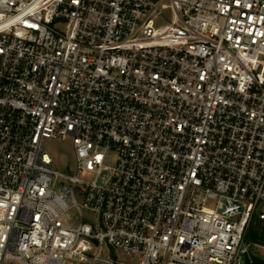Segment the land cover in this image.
Segmentation results:
<instances>
[{"label": "built area", "instance_id": "1", "mask_svg": "<svg viewBox=\"0 0 264 264\" xmlns=\"http://www.w3.org/2000/svg\"><path fill=\"white\" fill-rule=\"evenodd\" d=\"M262 34L264 0H0V264H243Z\"/></svg>", "mask_w": 264, "mask_h": 264}, {"label": "rangeland", "instance_id": "2", "mask_svg": "<svg viewBox=\"0 0 264 264\" xmlns=\"http://www.w3.org/2000/svg\"><path fill=\"white\" fill-rule=\"evenodd\" d=\"M42 147L44 151L54 159L55 168L65 174L74 175V157L70 140L63 142L54 140H44ZM80 179L89 180L91 175L88 173H80ZM85 221H89V215L85 211L82 212ZM257 221H254V224ZM249 244V242H248ZM250 251L253 255L264 259V247L250 244Z\"/></svg>", "mask_w": 264, "mask_h": 264}, {"label": "trees", "instance_id": "3", "mask_svg": "<svg viewBox=\"0 0 264 264\" xmlns=\"http://www.w3.org/2000/svg\"><path fill=\"white\" fill-rule=\"evenodd\" d=\"M245 241L249 242V245L264 247V225L260 222L253 223L248 229Z\"/></svg>", "mask_w": 264, "mask_h": 264}, {"label": "water", "instance_id": "4", "mask_svg": "<svg viewBox=\"0 0 264 264\" xmlns=\"http://www.w3.org/2000/svg\"><path fill=\"white\" fill-rule=\"evenodd\" d=\"M243 264H264V259L253 255L249 250L244 257Z\"/></svg>", "mask_w": 264, "mask_h": 264}, {"label": "snow or ice", "instance_id": "5", "mask_svg": "<svg viewBox=\"0 0 264 264\" xmlns=\"http://www.w3.org/2000/svg\"><path fill=\"white\" fill-rule=\"evenodd\" d=\"M29 26H32V27H34L35 25H29ZM262 35H264V34H262ZM97 159H99V157H98Z\"/></svg>", "mask_w": 264, "mask_h": 264}]
</instances>
